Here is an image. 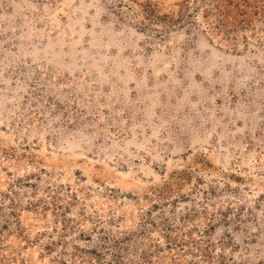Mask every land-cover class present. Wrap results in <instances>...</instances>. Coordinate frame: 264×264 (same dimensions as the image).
<instances>
[{
  "label": "rangeland",
  "instance_id": "rangeland-1",
  "mask_svg": "<svg viewBox=\"0 0 264 264\" xmlns=\"http://www.w3.org/2000/svg\"><path fill=\"white\" fill-rule=\"evenodd\" d=\"M0 264H264V0H0Z\"/></svg>",
  "mask_w": 264,
  "mask_h": 264
}]
</instances>
